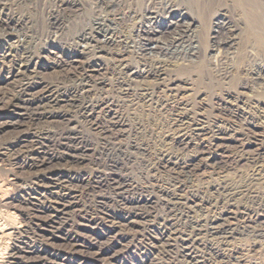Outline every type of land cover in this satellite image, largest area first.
<instances>
[{
  "label": "rangeland",
  "instance_id": "374dc122",
  "mask_svg": "<svg viewBox=\"0 0 264 264\" xmlns=\"http://www.w3.org/2000/svg\"><path fill=\"white\" fill-rule=\"evenodd\" d=\"M111 1L0 0V264L15 263L10 255H15L17 251L20 252L17 259L21 256L17 260L18 264H178L175 261V246L171 249L166 246V251H161L162 245L168 243L166 237L170 231L178 227L172 226L165 230L161 225L163 214L160 203L154 200L156 196L149 197L152 204L146 209H149L150 216H133V223L130 224L127 223L131 219L128 220L122 206L115 205L106 208L107 219L103 223L100 221L81 226L79 216L84 213L81 210L91 207L87 197L86 200L84 197H75L67 214L69 216L55 213L54 208L60 207L65 198L73 201L71 196H79L83 185L81 180L87 177L92 180L95 169L87 164L72 167L52 165L40 170L19 168L20 164L25 163V152L34 148V142L31 141L36 139L35 132L54 131L62 126L61 121L71 119L73 127L82 131L91 144L95 145V142L65 109L55 110L56 118L47 123L30 124L28 114L32 107H17L15 103L22 102L10 100L25 83H28L25 87L27 95L37 93L44 86L60 87V81L69 69L81 66L92 69L93 79H105L106 88L110 90L111 87L107 86L112 80L105 71L109 61L79 54L74 45L76 37L89 29L94 19L105 14L113 19L122 17L118 27L122 24L120 30L127 35L139 24L138 17L146 8L159 9L165 3L178 7L188 19L197 22L200 20L198 9L201 7L208 10L206 16L209 21L214 15L223 14L233 29L237 27L241 32L239 47L232 55L215 60L209 52L211 30L205 39L202 32L197 31L199 48L195 58L163 57L167 63L158 79L137 75L131 89L152 87L155 98L151 105L138 99H122L119 107L115 108L127 120L123 127V144L147 149L144 156L136 154L135 149L132 151V159L127 164V177L133 180V185L139 190L146 187L168 191L174 183L171 175L163 173L161 168L158 172L146 174L144 164L156 161L166 153L169 158L176 155L183 157L187 165L184 169L186 178L178 194H184L188 205H195V209L200 207L195 217L202 215L212 219L220 216L226 219L224 225L227 223L234 229L227 236L228 244L224 247L227 250L220 254L221 263L264 264V238L253 241L247 230L258 224L264 227V206L260 207L256 202L250 203L245 199L235 204L233 201L224 204L221 197L215 194V189L223 185L244 190L248 184L249 190L252 189L250 192L264 198V82L252 78L253 66L256 63L264 64V50L244 41L246 25L243 7L240 8L236 0ZM260 1L264 5V0ZM108 2L112 3L109 9L105 7ZM162 17L157 18L158 21ZM14 30H18V33H13ZM11 34L25 37L28 41L31 56L30 60L27 59L26 79L15 76L23 49L13 43L15 39ZM168 36L164 34L160 42L165 43ZM218 37L224 40L225 34L220 32ZM125 58L129 60L130 53L125 54ZM70 59L75 62L71 64ZM134 71L142 74L143 68H135ZM115 90H110L112 97L116 96ZM166 95L172 99L164 103L165 108L159 102H163ZM177 107L187 113L180 118L182 123L189 124L191 129L203 128L204 132L191 131L179 143L177 137L182 133L178 135L171 131L174 127L173 118H178L175 116ZM34 153H40V150H34ZM52 174H62L63 180L67 181L62 189L51 184L49 177ZM68 194L69 197H66ZM143 196L146 200L147 194ZM134 212L141 214V211ZM34 216L40 220L34 219ZM219 223L222 224V221ZM143 236L150 238L152 245L142 239ZM215 240L206 237L197 245L220 242V239ZM170 244L174 245L173 242ZM179 253L181 260L182 255ZM184 253L191 257L199 256L195 251Z\"/></svg>",
  "mask_w": 264,
  "mask_h": 264
},
{
  "label": "bare ground",
  "instance_id": "6f19581e",
  "mask_svg": "<svg viewBox=\"0 0 264 264\" xmlns=\"http://www.w3.org/2000/svg\"><path fill=\"white\" fill-rule=\"evenodd\" d=\"M111 2H113V0ZM236 3L240 6V8L243 7V13L245 12L244 23L246 25V29L243 31L245 33L244 41L246 43L250 42L256 44L264 50L263 2L261 3L260 0H236ZM111 5L112 3H105V7L108 9ZM198 12L200 13V15H198L200 20L197 22L194 19H188L184 11L178 9V7L170 3H165L163 6H160L159 9L146 8L138 17L139 24H137V26H135V28L127 35H124L123 31L120 30L123 26L122 24L118 27V22L122 21V17L113 19L107 17L106 14H102L103 16H98L93 20V22H91L92 25L89 29L81 34L79 33L80 35L76 37V41L74 42L76 47L75 50L79 54L89 55L93 59L106 58V60L109 61V65L105 68V71L107 75L111 77L112 83H109L107 87L116 89V96H111V89L109 90L106 88L105 79H93L94 76L92 75L93 73H91L92 69L90 70L89 67L81 66L70 68L64 75L60 81V87H62V89L58 85L53 88L44 86L37 93L27 95L25 87L28 83H25L14 93L10 100L22 102L15 103L17 107L20 105L25 107L24 109L32 107L31 112L28 114V123L30 124L47 123L49 120L51 121L56 118L57 115H54L55 110L65 109L66 113L71 115L73 121L76 120L77 124H81L85 133L90 135L94 140L93 142H95V145H93V143L91 144V142L86 139L87 137H84L85 135L82 131L77 130L75 126L73 127L71 125V119H64L65 122L61 121L60 124H62V126L56 128L54 131L37 130L35 132L34 138L36 139L31 141V143L34 142L32 145L34 148L25 152V163L23 162L24 164L22 163L20 165L17 164L19 165V168L23 167L28 170H40L41 168L52 165H67L72 167L87 164V166L95 169H93L95 174L97 173L96 175L94 174L92 180H90L89 177L83 178L81 180L83 184L81 185L82 187L78 186L79 188L81 187L79 190V196H71L70 198H72L73 201H69V198H65V201H62L63 204L60 207L54 208L55 213L67 215L71 207L70 205L74 204L76 200L75 197H84V199L87 197L86 199H89L91 207L87 205L90 207L87 210L80 209L84 212L80 216L78 215L81 221V226L85 227L91 223L105 221L107 219L105 217V215H107L106 208H113L115 205L122 206L121 208L128 217V220L131 219L127 223L130 224L133 223V216H135V218H145L146 215H149V209H146L147 206L152 204L149 197L156 196L157 199L154 198V200H157V202L160 203V210H162L161 213L163 214L161 218V225L165 230L170 229V227L172 228V226L178 227V229L170 231L166 237L168 243L162 245L161 251H166L164 250V247L166 246H169V249H171L172 246H175V261L178 264H220V257L224 251L227 250V248L226 250L224 248L227 247L228 244L226 242L228 238L227 236H230L234 229L227 226V223L224 225L223 223L226 219H222L220 216L212 219L203 217L202 215H197V217H195V214L199 213L200 207L195 209V205H188L183 198L184 194L183 196L178 194L179 189H181V186L185 183L184 181L186 178V172H184V169L187 165L185 166L183 157L176 155L174 158H169L166 153L159 159H156V161L146 162V164H144V171L146 174L158 172L159 168H161L163 173H169L171 175L174 183L173 186H171L172 188L168 191L167 189L157 190V188L148 189L146 187H142L145 189L142 191L141 187L139 190L138 187L133 185V180H131L130 177H127L129 176L127 164L132 159V151L135 149L134 152H136V154L138 153L144 156L147 154V149L139 146L134 148L133 146L123 144L125 139L123 127L125 126L127 120L123 113L115 109L119 107L122 99L124 100L127 98L128 100L134 101L135 99L142 100L146 104L151 105L155 98L154 88L139 86L137 90H132L131 86L133 81H135L134 79L137 75H144L148 78L151 77L154 78V80L162 76L167 63L163 60V57L175 56L179 58L183 56V58H195L196 54H198L199 48V37L197 31L202 32V36H204L205 39V36L207 37V32L211 30V44L209 52L215 60L221 59L225 55H232L238 50L239 36L241 32L237 27V30L236 28L233 29L221 13L214 15L209 21L206 16L208 12L206 7L199 8ZM160 16L163 17L158 21L157 18ZM17 31L14 30L13 33H18ZM220 32L225 34L224 40H221L218 37ZM164 34H168L169 36L167 38L168 40L165 43H162L160 40ZM16 35L11 34L10 36H14L13 38L15 39V42L13 41V43L21 47L23 52L21 54L18 64L19 66L15 76L26 79L28 78L26 75L28 70V61L31 56L29 51L30 48L28 47V41L25 37ZM154 36L157 37L153 38ZM7 46L9 45L7 44ZM127 53H130V59L128 58L129 60L125 58V54ZM28 58L29 60L27 61ZM74 62L75 60L70 59L71 64ZM140 67L143 68L142 74L134 71L135 68L139 69ZM252 70L253 80L263 83L264 64L261 65L260 63H256ZM60 89L62 91H60ZM25 96L27 97L24 99ZM170 99H172L171 96L166 95L164 96L163 102L161 101L159 103H161V106L165 107L164 103H167ZM175 113L177 114H175V116L178 118H173L172 122L174 123L173 126L175 128L173 127L171 131L177 132L176 134L178 135L182 133L177 137L179 143L183 142L187 138V133L191 131L201 133L202 131L204 132L203 128L191 129L189 124L186 125L185 123H182L180 118L185 116V110L177 107ZM178 123H180L179 126H177ZM37 149L40 150V153H34V150ZM27 159H29V161ZM36 177L40 179V177ZM38 179L37 181L39 183ZM49 180L52 185H55L60 189H62L63 184L67 182L66 180H63L62 174H52V176L49 177ZM251 190H249L248 184L245 186L244 190L241 187L236 188L232 186L227 188L223 185L220 189H215V194H218V196L221 197V201L224 204L232 201L234 203L245 199L250 203L256 202L258 206L263 207L264 198L258 197L257 195L255 196L254 193L250 192ZM144 194H147L146 200H144ZM69 195L70 194L66 197H69ZM134 211H141V214H135L136 212ZM34 219L40 220L39 217L35 216ZM153 220L152 222L154 223ZM220 221H222V224L219 223ZM167 222L171 224L168 225ZM173 223H175V225ZM247 230L253 241L264 238V227L260 224H258V226L253 225V227H250ZM206 237L216 240L220 239V242L217 241L216 244L211 243L209 245L205 244V246L197 245ZM142 239L152 245L150 238L143 236ZM170 242H173L174 245H171ZM186 251H195L199 256L191 257L192 255L190 256L188 253H184ZM179 252H181L182 255L181 260L180 257H178ZM17 254L19 256L20 252L17 251L15 255L13 253L10 255L14 258L15 263L8 262L7 264H18L17 260H19L21 256L17 259ZM171 257L170 260L173 258Z\"/></svg>",
  "mask_w": 264,
  "mask_h": 264
}]
</instances>
